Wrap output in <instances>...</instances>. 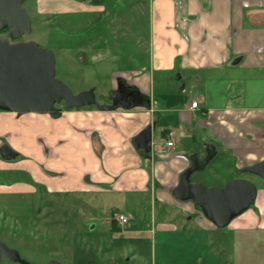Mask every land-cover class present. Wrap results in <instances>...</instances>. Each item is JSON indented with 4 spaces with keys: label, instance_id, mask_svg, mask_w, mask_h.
I'll use <instances>...</instances> for the list:
<instances>
[{
    "label": "crops",
    "instance_id": "obj_1",
    "mask_svg": "<svg viewBox=\"0 0 264 264\" xmlns=\"http://www.w3.org/2000/svg\"><path fill=\"white\" fill-rule=\"evenodd\" d=\"M122 2L125 11L116 5L107 7L103 0H36V10L61 17L72 12L107 16L108 23L117 25L113 33L118 35L113 38L134 45L133 50L117 54V46L109 42V48L106 45L100 52L106 59L119 56L110 86L121 81L134 87L142 103L111 111L92 105L71 108L57 117L31 115L20 122L10 117L0 129H12L13 148L24 155L23 167L35 186L56 193L119 194L129 212L143 207L138 204L147 194L151 209L158 204L161 210L158 221L151 214L150 222L143 225L152 226L153 238L174 235V247L180 251L170 252L172 258L189 263L193 256L205 259L213 241L195 236L187 242L177 233L217 227L192 201L177 200L171 191L189 166V156H204L205 143L215 147L213 159L230 164L232 174L264 161V0ZM83 46L76 55L85 62ZM177 74L179 79L173 77ZM186 87L200 91L187 98L182 96ZM195 100L197 107L190 108ZM153 122L151 151L145 153L132 140ZM169 130L173 144L166 147ZM35 186L28 184L27 191L36 190ZM256 186L254 203L227 228L232 233L247 232V242L251 235H264V184ZM106 222L118 230L132 226L130 219L124 225L113 218ZM216 244L222 250L223 244ZM152 249L153 260L167 261L169 252L162 245Z\"/></svg>",
    "mask_w": 264,
    "mask_h": 264
},
{
    "label": "rangeland",
    "instance_id": "obj_2",
    "mask_svg": "<svg viewBox=\"0 0 264 264\" xmlns=\"http://www.w3.org/2000/svg\"><path fill=\"white\" fill-rule=\"evenodd\" d=\"M122 1L114 0L107 4L108 0H103L107 7L111 5L114 8L116 5L117 9L125 11ZM36 7V0L23 2L22 8L30 18L31 31L19 39L34 41L39 47L54 53L55 77L72 93L92 89L97 103L109 104V95L116 87L110 86L109 78L112 68L119 64V56L110 60L100 52L104 46L109 48L108 45L113 43L117 46V54L120 50L126 53L125 51L134 49L133 42L124 43L119 38H113L118 35L113 33L117 25L108 23L107 16L104 17L101 13L72 12L61 17L54 14L42 15L37 12ZM60 20L66 25H61ZM144 31L146 30L143 33ZM80 44L85 47V62L78 60L76 55ZM86 44H89V48ZM183 91L182 96L191 98L197 96V91L200 90L186 87ZM55 109L56 111L47 115L57 117L63 110H68L62 101L55 105ZM33 114L18 115L0 111V126L11 121L10 117L13 122H20V119L27 116L42 115ZM11 125L13 126L12 123ZM11 130L0 129V141ZM14 137L10 132L8 142L12 146H15L12 141ZM157 142L159 145L163 143L162 139ZM23 160L24 155L20 152L11 166L14 169L13 175L10 174L9 178L0 177V242L14 250L28 264H47L52 260L60 264H264V235H251V240L247 242V232H230L227 229L230 223L224 228L210 231L202 232L197 228L179 231L177 234L184 235L182 238L187 242H193L195 236L202 241L205 236L213 244L207 250L209 258L193 256L191 263L182 257L172 258L170 252L173 255L180 251L174 247V235L153 238L150 232L152 226H143L150 222L151 214L158 221L161 213L158 204L155 209H151L147 194L138 204H143V207L134 205L136 207L129 212L125 200L119 194L47 192L44 188L35 186L23 167ZM2 165L7 166L0 160V168ZM229 165L214 158L191 178L208 187L224 186L235 176L258 186L264 184L259 176L251 173L239 170L232 174ZM43 170L47 172L44 168ZM47 173L55 175L51 171ZM28 184L37 187L36 190L27 191ZM114 212L124 213L132 226H125L121 230L110 226L106 220L111 219ZM131 236L136 238H130ZM231 241L234 243L232 246ZM217 242L223 244L222 250L217 248ZM153 245H162L169 252L167 261L165 258L161 263L153 260ZM230 253L232 256L229 258ZM1 264L20 263L3 258Z\"/></svg>",
    "mask_w": 264,
    "mask_h": 264
},
{
    "label": "water",
    "instance_id": "obj_3",
    "mask_svg": "<svg viewBox=\"0 0 264 264\" xmlns=\"http://www.w3.org/2000/svg\"><path fill=\"white\" fill-rule=\"evenodd\" d=\"M25 0H0V111L18 115L52 114L55 105L63 102L67 109L95 106L100 111L117 108L112 104H99L92 89L76 94L55 77V56L51 50L39 47L34 41L19 38L31 31L30 18L22 8ZM239 58L234 60V64ZM179 79V75L175 76ZM182 89V86L180 87ZM119 107L129 105L120 103ZM153 122L141 130L132 140L136 149L151 151ZM204 156H189V166L180 174L171 193L177 200L192 201L202 214L217 228H224L246 211L255 201L257 186L242 178H233L223 187H208L190 182V176L201 171L216 155L212 144H204ZM4 159L15 158L17 152L5 145ZM242 172L259 176L264 181V161L242 168ZM8 258L20 264H28L18 254L0 242V264ZM47 264H60L50 261Z\"/></svg>",
    "mask_w": 264,
    "mask_h": 264
},
{
    "label": "flooded vegetation",
    "instance_id": "obj_4",
    "mask_svg": "<svg viewBox=\"0 0 264 264\" xmlns=\"http://www.w3.org/2000/svg\"><path fill=\"white\" fill-rule=\"evenodd\" d=\"M109 98H110L109 104H112L114 102L115 105H117L118 107H119L120 103H125V104L129 105L128 108L134 107L137 104L142 103V100H141L142 96H140V94L137 92V90L134 87H131V86L124 84L121 81L118 82L115 89L110 93ZM3 112H6V111H3ZM11 113H13V112H11ZM9 133H10V131H7L4 134V137L0 141V160L7 165V166H3V165L1 166L0 177L6 176L7 178H9V176H11L10 174L13 175L14 169L11 166H12L15 158L18 157V155H19L17 152L16 157L10 158V159H4L1 156V155L6 154L5 145L15 151V149L10 144V142H8Z\"/></svg>",
    "mask_w": 264,
    "mask_h": 264
},
{
    "label": "built area",
    "instance_id": "obj_5",
    "mask_svg": "<svg viewBox=\"0 0 264 264\" xmlns=\"http://www.w3.org/2000/svg\"><path fill=\"white\" fill-rule=\"evenodd\" d=\"M85 2H92L93 0H82ZM197 107V101H192L190 103V108H196ZM173 131H168L166 134V140H165V146L166 147H170L173 144ZM112 218L119 224V225H123L126 224L129 221V218L123 214H120L119 212H114L112 214Z\"/></svg>",
    "mask_w": 264,
    "mask_h": 264
},
{
    "label": "trees",
    "instance_id": "obj_6",
    "mask_svg": "<svg viewBox=\"0 0 264 264\" xmlns=\"http://www.w3.org/2000/svg\"><path fill=\"white\" fill-rule=\"evenodd\" d=\"M94 2H98V1H100V0H93ZM67 109V108H66Z\"/></svg>",
    "mask_w": 264,
    "mask_h": 264
}]
</instances>
